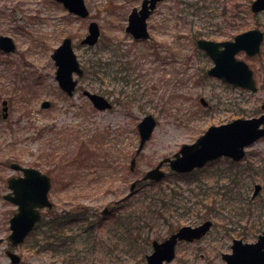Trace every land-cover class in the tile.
Segmentation results:
<instances>
[{"label":"rangeland","instance_id":"374dc122","mask_svg":"<svg viewBox=\"0 0 264 264\" xmlns=\"http://www.w3.org/2000/svg\"><path fill=\"white\" fill-rule=\"evenodd\" d=\"M142 1L85 0V18L57 0H0V34L17 46L10 53L0 50V112L4 99L10 107L8 118H0V264H13L6 250L12 247L10 218L17 206L4 198L8 178L19 174L12 161L45 171L54 167V207L44 210L38 228L14 248L20 264H147L148 235H163L166 220L204 219L212 220L211 231L179 249L169 264H226L222 253L230 252L233 238L254 242L264 229V137L238 162L221 157L190 173L165 163V178L145 180L128 196L134 180L184 143L210 125L258 116L264 99V45L258 56L239 54L255 71L257 91L209 75L213 61L196 45L200 37L226 40L264 29V14L254 17L246 0H163L149 18L152 37L136 40L126 26ZM205 1L210 8L202 10ZM93 20L101 37L95 45L82 44ZM66 36L73 38L84 69L73 96L60 87L51 57ZM94 64L106 71L95 73L100 67ZM85 89L107 96L113 106L96 108ZM44 101L50 106L43 107ZM149 113L158 125L131 170L140 143L137 125ZM257 183L262 188L253 198ZM106 206L113 209L105 218L93 211ZM155 206L159 212L149 211ZM54 214L71 218L57 236ZM131 220L143 226L136 234L144 240L118 234Z\"/></svg>","mask_w":264,"mask_h":264},{"label":"water","instance_id":"95a60500","mask_svg":"<svg viewBox=\"0 0 264 264\" xmlns=\"http://www.w3.org/2000/svg\"><path fill=\"white\" fill-rule=\"evenodd\" d=\"M72 13L87 17L90 11L85 0H58ZM162 0H143L141 7H134L129 15L127 31L131 32L136 39H148L151 37L148 29V18ZM252 9L255 12L264 10V0H254ZM101 28L98 22L92 21L89 24V33L82 40L83 44L94 45L99 41ZM264 40V31L259 28L250 29L237 34L234 40L216 41L200 38L197 44L204 49L214 61V65L208 70L209 74L222 78L230 83L241 87L258 89L254 78V71L243 59L237 58V53L244 50L248 55L261 53V44ZM0 49L6 52L16 50V44L12 37L0 35ZM52 58L57 65L56 78L60 87L69 95H73L78 78L83 76L82 68L78 56L73 47V40L67 36L62 43L52 53ZM84 94L89 97L94 106L98 109L112 107V103L102 94L85 90ZM201 102L207 105L204 97ZM50 101H44L43 107H49ZM264 109V103L262 105ZM4 118L8 116L7 101L3 102ZM264 113L260 116L239 117L230 122L210 125V127L192 143H184L181 148L174 153L173 157H166L154 168L146 172L142 179L161 180L166 176L162 169L165 162H169L172 170L178 172H190L197 167L204 166L207 162L222 156H228L235 161L241 160L246 155V147L264 136ZM157 126V119L149 113L138 123L140 132V143L135 156L131 161V169L135 168L136 157L144 148L145 143L151 138ZM16 169H23L24 176H12L9 178L11 192L5 197L18 204V211L11 218L9 239L13 245H18L24 241L29 232L41 218L37 207L51 206L49 191L52 186L51 178L46 173L34 167H22L18 163H13ZM135 181L132 189L136 186ZM262 185L256 184L253 196L255 197L261 190ZM210 220L202 226L191 228L185 226L171 238L162 243H155V251L147 255L148 264H163L164 260L171 261L175 253V238H193L202 236L211 226ZM234 252L230 257L231 264H264V232L254 243L243 242L242 239H234ZM15 263L20 260L15 252L8 251ZM228 258V256H227Z\"/></svg>","mask_w":264,"mask_h":264},{"label":"flooded vegetation","instance_id":"af4514ba","mask_svg":"<svg viewBox=\"0 0 264 264\" xmlns=\"http://www.w3.org/2000/svg\"><path fill=\"white\" fill-rule=\"evenodd\" d=\"M253 1L254 0H246L245 2V5H248V11L249 10H251V12H252V14H253V16L254 17H257L258 15H261V14H264V11H261V12H255V11H253V9H252V3H253ZM200 8V7H199ZM201 9V8H200ZM206 39H209V38H206ZM251 57H255V56H251ZM122 68V67H121ZM123 68L125 69V67L123 66ZM134 156V155H133ZM13 163H18V164H20V165H22V167H34V168H38V169H40V170H42L41 168H39V167H37V166H34V165H28V164H22V163H20V162H18V161H12L11 163H10V167H12L14 170H17L18 172H19V174H17V175H12V176H24L25 175V173H24V171H23V169H16V168H14L13 166H12V164ZM52 167V166H51ZM53 168L54 167H52V169H50V170H47V171H45V170H42V171H44V172H46L48 175H50V177L52 178V181H53V174L51 173L52 171H53V173H54V170H53ZM11 177V176H10ZM9 177V178H10ZM9 178H8V180H9ZM7 180V181H8ZM132 184L133 183H131V186H130V189H131V192L130 193H128V196L131 194V193H133L135 190H136V188H133L132 189ZM52 187H53V182H52ZM8 189H9V191L7 192V193H5L4 194V198L6 199V200H8V201H10L11 203H13V204H15L14 202H12L11 200H9V199H7L6 197H5V195L6 194H8L9 192H11V188L9 187V182H8ZM127 196V197H128ZM126 198V197H125ZM121 200H124V198L123 199H121ZM120 200H116V201H113L114 203H112L111 204V206H115L116 204H118V202H119ZM16 205V204H15ZM110 205V204H109ZM17 206V205H16ZM111 206H106L103 210H101L100 212H98V211H96V210H93V211H95L94 213L96 214V215H99L100 216V218H105L108 214H109V212H111L112 211V209H113V207H111ZM54 207V204H52L50 207H45V208H42V207H37L36 209H38L39 211H40V214H41V218H40V220L36 223V225H35V228L29 233V235L26 237V239L23 241V242H21L20 244H23L27 239H28V237L30 236V234L36 229V228H38V226H39V224L41 223V221H42V219H43V213H44V210H50V209H52ZM107 207H109V208H107ZM180 208V207H179ZM179 208H176V210H178ZM17 209H18V206H17ZM70 211H72V213H74V212H76V209H71ZM85 210H83L82 212H84ZM80 213V212H79ZM78 213V214H79ZM175 215V214H174ZM176 216V215H175ZM74 217V216H73ZM12 218V217H11ZM11 218H10V220H11ZM207 219H204V220H200L199 222H197V223H195V224H191V223H188V224H182V223H179V222H177V221H172V220H166L165 221V224H166V226H167V229H165V233L164 232H161V233H163V235H159L158 233H156V235L154 236V234L152 233V234H149L148 236H150L149 237V240H148V242H149V246H152V250L150 251V252H147V253H145V259H146V262H147V255H149V254H151V253H153L154 251H155V248H156V245H155V243H162V242H165L166 240H168L169 238H171L173 235H176L179 231H180V229L181 228H183V227H185V226H190L191 228H197V227H200V226H202L203 225V223L206 221ZM51 221H53V220H51ZM126 222V221H125ZM132 224V225H131ZM143 226L142 225H139V223H137V224H134V222L131 220L130 222L129 221H127V226L125 227V231H120V232H118V234H120V237L122 238V236H124L125 234H132L133 236H134V234H136V232L140 229V228H142ZM212 227H213V223L211 224V226H209V228L206 230V232L202 235V236H200V237H193V238H180L179 236H176V238H175V246H174V249H175V253H174V258L171 260V261H165L164 262V264H169V263H171L175 258H176V255H177V253H178V251H179V249H183V248H186V247H190V245H192V244H195V243H197V242H200L208 233H209V231H211V229H212ZM263 227V226H262ZM263 230L264 229H262V231L257 235V238H258V236L263 232ZM152 232V231H151ZM160 233V234H161ZM136 236V238L138 239V241L139 240H144V237H141V235L139 234H136L135 235ZM135 236H134V238H135ZM134 238H133V240H134ZM147 238V237H146ZM8 239H9V236H8ZM234 239H239V238H233V241H232V244H231V247H230V252H226V253H222V257H223V260L226 262V264H231L229 261H230V257H229V255L230 256H232V254H233V252H234V247H233V244H234ZM240 239H243V238H240ZM257 240V239H256ZM255 240V241H256ZM9 241H10V239H9ZM138 241H136V242H138ZM10 243H11V241H10ZM20 244H18V245H20ZM11 245H12V247H11V249H7L6 250V253H7V255L10 257V259H11V262L13 263V264H20V263H22V256L20 255V254H18L15 250H14V248L16 247V246H18V245H13L12 243H11ZM185 245H188V246H185ZM8 251H14L17 255H19V257H20V260H19V262L18 263H15L14 261H13V259L11 258V256L9 255V252ZM227 256H228V258H227ZM147 264H148V262H147Z\"/></svg>","mask_w":264,"mask_h":264},{"label":"trees","instance_id":"16d2710c","mask_svg":"<svg viewBox=\"0 0 264 264\" xmlns=\"http://www.w3.org/2000/svg\"><path fill=\"white\" fill-rule=\"evenodd\" d=\"M213 2H214V0H213ZM205 3H206L205 5L200 7V8H202V10L210 8V2L207 3V1H205ZM94 66H98V65L94 64ZM98 67H100V66H98ZM103 69H105V71H106V68H103ZM103 69L100 67V68H98V69H96L94 71H95V73H98L99 71H102ZM121 69L123 70V67L119 68L116 72H120ZM124 78H125V76H124ZM164 204H166V202L165 203L164 202L161 203V206H163V208L166 207V205H164ZM149 211L159 212L160 210L157 209V207L155 206V209L150 207ZM67 212H69V211H67ZM70 221H71V218H70L69 214L61 215V216H58L57 214H54V220L52 221V222H54V236L55 235L57 236L58 235L57 233H59V232H63L65 230L64 228H66L67 224Z\"/></svg>","mask_w":264,"mask_h":264}]
</instances>
